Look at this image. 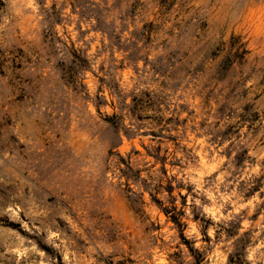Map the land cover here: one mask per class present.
Instances as JSON below:
<instances>
[{"label":"rangeland","instance_id":"obj_1","mask_svg":"<svg viewBox=\"0 0 264 264\" xmlns=\"http://www.w3.org/2000/svg\"><path fill=\"white\" fill-rule=\"evenodd\" d=\"M0 264H264V0H0Z\"/></svg>","mask_w":264,"mask_h":264},{"label":"trees","instance_id":"obj_2","mask_svg":"<svg viewBox=\"0 0 264 264\" xmlns=\"http://www.w3.org/2000/svg\"><path fill=\"white\" fill-rule=\"evenodd\" d=\"M170 219L172 220V222L177 226V227H180V223L179 221L175 218V217H170Z\"/></svg>","mask_w":264,"mask_h":264}]
</instances>
